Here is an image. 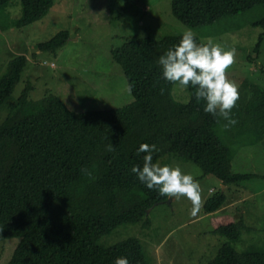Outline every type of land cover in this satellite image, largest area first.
<instances>
[{
  "label": "trees",
  "instance_id": "obj_1",
  "mask_svg": "<svg viewBox=\"0 0 264 264\" xmlns=\"http://www.w3.org/2000/svg\"><path fill=\"white\" fill-rule=\"evenodd\" d=\"M18 1L21 11L14 22L18 29L42 18L53 5V0ZM256 7L262 11L252 24L262 32L253 53H258L264 37V0H171L170 4L172 15L190 27L210 25ZM179 37L126 38L111 48L132 95L124 106L75 112L48 91L31 99L29 80L16 100L8 103L7 116L0 123V239L18 241L7 264H114L117 257H126L128 264H149L135 236L98 244L101 236L121 225H149L146 210L167 198L145 188L131 172L133 165L143 163L144 153H137L141 143L155 145L154 163L164 156H180L223 185L250 177L231 169L230 150L216 131L222 118L205 113L191 87L186 88L187 102L174 99V84L161 78L157 58ZM67 39L68 31L59 30L35 47L55 52ZM27 62L24 54L7 61L0 76V105L12 94ZM255 106L264 117V89ZM230 115L236 121L233 125L246 122L238 111L231 110ZM225 201L219 192L207 198L203 210H217ZM245 226L240 216L215 229L226 241L207 264H264V249L235 250L234 242Z\"/></svg>",
  "mask_w": 264,
  "mask_h": 264
},
{
  "label": "rangeland",
  "instance_id": "obj_2",
  "mask_svg": "<svg viewBox=\"0 0 264 264\" xmlns=\"http://www.w3.org/2000/svg\"><path fill=\"white\" fill-rule=\"evenodd\" d=\"M170 4L171 0H53L42 18L18 29L14 22L20 16L19 1L0 3V76L13 56L24 54L28 59L12 94L0 105V123L7 116L8 103L16 100L26 80L33 85L31 99H39L48 91L75 112L130 103L132 95L125 76L110 53L126 38L159 39L191 29L203 42L211 38L225 50L234 49L233 62L225 75L239 93L232 111L242 113L246 122L238 119L239 124L225 126L220 119L216 131L230 150L231 169L250 177L223 189L219 178L205 173L191 160L164 156L157 164L179 167L199 185L196 213L191 214L192 204L187 198L167 197L148 210L149 225H121L98 240V244L107 246L135 236L149 264H207L226 241L215 229L237 221L241 214L246 226L234 242L235 250L241 252L249 246L264 249V117L255 108L257 96L264 89V37L258 53H253L262 28L252 24L262 8L190 27L172 15ZM59 30L68 31L61 48L55 52L36 49V43L48 40ZM248 55L252 57L248 59ZM172 93L174 99L188 101L186 88L174 84ZM219 192L226 196L225 203L205 212L204 202ZM17 241L0 239V264H7Z\"/></svg>",
  "mask_w": 264,
  "mask_h": 264
},
{
  "label": "clouds",
  "instance_id": "obj_3",
  "mask_svg": "<svg viewBox=\"0 0 264 264\" xmlns=\"http://www.w3.org/2000/svg\"><path fill=\"white\" fill-rule=\"evenodd\" d=\"M234 52V49L225 50L211 38L197 42L195 33L185 29L179 40L161 54L156 63L163 80L183 88L191 87L195 100L203 102V111L222 118L227 126L236 123L230 113L239 98L236 85L225 75V69L233 62ZM154 150L155 145L141 143L137 153H144L143 163L133 165L131 172L145 188L155 190L161 196L187 198L194 215L200 206L199 185L191 174L182 172L179 167L154 163ZM114 264H128V260L117 257Z\"/></svg>",
  "mask_w": 264,
  "mask_h": 264
},
{
  "label": "crops",
  "instance_id": "obj_4",
  "mask_svg": "<svg viewBox=\"0 0 264 264\" xmlns=\"http://www.w3.org/2000/svg\"><path fill=\"white\" fill-rule=\"evenodd\" d=\"M222 188L224 189L225 188V185H222ZM243 211V209L241 210V212ZM243 213V212H242ZM241 216L243 217V215L241 214Z\"/></svg>",
  "mask_w": 264,
  "mask_h": 264
},
{
  "label": "water",
  "instance_id": "obj_5",
  "mask_svg": "<svg viewBox=\"0 0 264 264\" xmlns=\"http://www.w3.org/2000/svg\"><path fill=\"white\" fill-rule=\"evenodd\" d=\"M149 209H150V208H149ZM149 209L146 210V213L148 212Z\"/></svg>",
  "mask_w": 264,
  "mask_h": 264
}]
</instances>
